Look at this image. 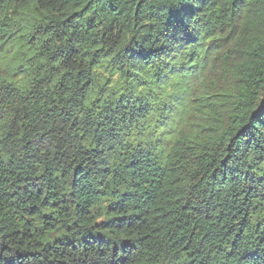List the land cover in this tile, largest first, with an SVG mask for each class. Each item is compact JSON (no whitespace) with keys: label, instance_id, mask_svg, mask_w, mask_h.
<instances>
[{"label":"trees","instance_id":"trees-1","mask_svg":"<svg viewBox=\"0 0 264 264\" xmlns=\"http://www.w3.org/2000/svg\"><path fill=\"white\" fill-rule=\"evenodd\" d=\"M0 264H264V0H0Z\"/></svg>","mask_w":264,"mask_h":264}]
</instances>
